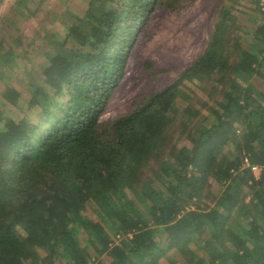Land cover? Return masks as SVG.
Returning <instances> with one entry per match:
<instances>
[{
	"label": "trees",
	"instance_id": "16d2710c",
	"mask_svg": "<svg viewBox=\"0 0 264 264\" xmlns=\"http://www.w3.org/2000/svg\"><path fill=\"white\" fill-rule=\"evenodd\" d=\"M197 1L89 0L49 38L23 117L0 109V264H264L262 6L249 41L216 0L203 53L104 120L153 18Z\"/></svg>",
	"mask_w": 264,
	"mask_h": 264
},
{
	"label": "rangeland",
	"instance_id": "374dc122",
	"mask_svg": "<svg viewBox=\"0 0 264 264\" xmlns=\"http://www.w3.org/2000/svg\"><path fill=\"white\" fill-rule=\"evenodd\" d=\"M88 1L0 0V61L10 50L15 55L12 67L0 66V109L6 117H23L24 101L28 98L25 76L37 77L43 71L49 38L63 39L78 16L85 14ZM229 1L235 7L239 24L247 29L244 38L250 41L252 36L247 31L257 26L264 0L258 4L251 0ZM216 18V0H198L174 12H159L141 36L104 120L128 112L135 100L176 80L203 53ZM12 91L19 93L15 105L3 98L6 94L15 98ZM260 174L261 168L250 171L249 176L254 179Z\"/></svg>",
	"mask_w": 264,
	"mask_h": 264
},
{
	"label": "built area",
	"instance_id": "2783aa9c",
	"mask_svg": "<svg viewBox=\"0 0 264 264\" xmlns=\"http://www.w3.org/2000/svg\"><path fill=\"white\" fill-rule=\"evenodd\" d=\"M263 3H264V2H263ZM262 7L264 8V4H263ZM246 166H247V167H250V165H249V163H248L247 161H246ZM251 171L257 172V171H260V168H259V167H251ZM259 176H260V175L255 176L254 179H259Z\"/></svg>",
	"mask_w": 264,
	"mask_h": 264
}]
</instances>
